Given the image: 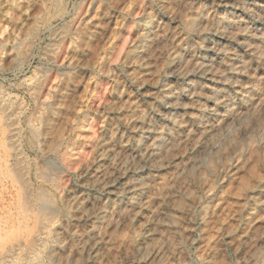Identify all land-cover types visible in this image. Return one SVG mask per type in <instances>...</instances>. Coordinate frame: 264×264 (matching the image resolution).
Wrapping results in <instances>:
<instances>
[{"label": "rangeland", "instance_id": "obj_1", "mask_svg": "<svg viewBox=\"0 0 264 264\" xmlns=\"http://www.w3.org/2000/svg\"><path fill=\"white\" fill-rule=\"evenodd\" d=\"M178 54L211 70L171 76ZM0 105L15 264H264V0H0Z\"/></svg>", "mask_w": 264, "mask_h": 264}, {"label": "bare ground", "instance_id": "obj_2", "mask_svg": "<svg viewBox=\"0 0 264 264\" xmlns=\"http://www.w3.org/2000/svg\"><path fill=\"white\" fill-rule=\"evenodd\" d=\"M16 1V0H15ZM262 1V0H261ZM231 6V5H230ZM231 8V7H230ZM253 8H254V6H253ZM235 9V8H234ZM237 11H238V9H237ZM241 11V10H240ZM247 12V11H246ZM244 13V12H243ZM224 21V20H223ZM154 23V22H153ZM209 32V31H208ZM141 35V34H140ZM146 37H149L148 36V33L147 32H145L144 33V38H146ZM223 38V37H222ZM226 38V37H225ZM207 39V38H206ZM224 39V38H223ZM150 40V39H149ZM207 43V42H206ZM204 46V45H203ZM210 47H213V48H215L216 46L215 45H213V44H211L210 45ZM209 49V48H208ZM215 49H219V50H221V48H219V47H216ZM211 50V49H210ZM132 52V51H131ZM134 53V52H133ZM136 53V52H135ZM105 56V55H104ZM134 56V55H133ZM137 56H138V59L140 60H142L143 58H145L146 56H147V52H146V50H144L143 49V46H142V44L140 45V49H138V54H137ZM159 59V58H158ZM173 59L177 62V64L178 65H174V64H172V70L170 71L172 74H171V76H180V75H187L189 72L191 73V71H195V72H197V73H199V74H205V73H208L211 69H210V66L212 65V63L209 61V60H202V61H199V62H197V61H186L184 64H181L182 62H181V60L180 59H182L181 58V56H180V58H179V54L178 55H175L174 57H173ZM228 65H230L231 67L232 66H234L235 64H236V59L234 58V57H232V55H229V57H228V63H227ZM194 75H196L195 73H193ZM168 75V74H167ZM189 76V75H188ZM201 76V75H200ZM183 77V76H182ZM178 78V77H177ZM186 78V77H185ZM204 78V77H203ZM179 79V78H178ZM213 80V79H212ZM132 81V80H131ZM130 82V81H129ZM195 82V81H194ZM143 84V83H142ZM153 84V83H152ZM132 85V84H131ZM136 86V85H135ZM144 86V85H143ZM158 86V85H157ZM137 87V86H136ZM186 88V90H187V92H188V94L189 95H194V94H196L197 92L193 89V86L191 85V84H187L186 86H185ZM139 88V87H138ZM44 94V93H43ZM101 94V93H100ZM185 94V93H184ZM153 98H157L159 101H163V102H166V103H168L169 105H170V107L173 109V108H176V107H178L179 105H180V102L178 101V100H176L175 98H173L170 94H169V89L167 88V87H164L163 85L161 86V88H160V93H157V92H154L153 94ZM216 95V94H215ZM50 96V95H49ZM185 96V95H184ZM196 96V95H195ZM150 97V96H149ZM100 98V97H99ZM204 98V97H203ZM151 99V98H150ZM161 104V103H160ZM7 106V105H6ZM13 111V110H12ZM0 113H7V110H6V108L5 107H3V106H1L0 105ZM207 113V112H206ZM8 114V113H7ZM11 114V113H10ZM1 115V114H0ZM9 115V114H8ZM243 115H244V112H241V111H237V112H235L234 113V116L237 118V119H242V117H243ZM11 116V115H10ZM149 116V115H148ZM210 116V115H209ZM5 117V116H4ZM6 117H7V115H6ZM140 119H141V124H139V125H132V127H131V129H133L134 130V132H137V131H145V132H148L149 133V131H150V129H151V125L150 124H144V122H145V114H141L140 116ZM207 117V116H206ZM30 119V118H29ZM167 119V118H166ZM165 119V120H166ZM5 120V119H4ZM169 121V120H168ZM194 121V120H193ZM16 122V121H15ZM12 123V122H11ZM170 123V122H169ZM224 127V130H225V132H228L229 131V126L228 125H226V126H223ZM4 128V127H3ZM214 130V131H216V137L215 138H210L209 139V141H208V143H207V147L209 148V149H215V147H216V145H217V143H219V142H221V140H222V136L221 135H218L219 134V131L222 129L220 126H216V127H214V125H211V130ZM3 131V130H2ZM11 131H13L14 132V130H12L11 129ZM3 133V132H2ZM19 133V132H18ZM138 134V133H137ZM6 135H8V134H6ZM18 135V134H17ZM140 136V135H139ZM145 136V135H144ZM202 137V136H201ZM7 138V137H6ZM11 138H12V136H11ZM15 139H17V138H15ZM8 140V139H7ZM11 140V139H10ZM136 143H139L140 141L138 140V137L136 138ZM8 142V141H7ZM4 143V142H3ZM1 144V143H0ZM166 146H168V144L166 145ZM10 147V150H13V149H11V148H13L11 145L9 146ZM3 149H5L6 150V148H3ZM18 149H20V148H18ZM1 150V149H0ZM8 150V149H7ZM151 151V150H150ZM4 152H7V151H4ZM154 153L152 152V155H153ZM160 154V151L159 152H155V154H154V157H156L157 155H159ZM137 155V152L135 151V150H133V149H129V151H128V153L127 152H123V153H120V155H117L116 156V159L118 160V162L119 163H121V164H125V163H127L128 162V159H129V157L130 156H133V157H135ZM7 156V155H6ZM13 156V155H12ZM19 156V155H18ZM8 157H10L9 155H8ZM8 157H6L7 159H8ZM178 157V156H177ZM177 159V158H176ZM2 161V160H1ZM25 161V160H24ZM133 161V160H132ZM11 162V161H10ZM31 162V161H30ZM16 163V162H15ZM3 164H4V162H3ZM18 164V163H17ZM13 166H14V164H12ZM27 165V164H26ZM30 166H31V164H30ZM188 166V164L187 163H177L176 164V177H180L182 174H183V172H184V169L186 168ZM3 167H4V165H3ZM12 166H10V168H11ZM28 167V166H27ZM36 168H38V167H36ZM5 169V168H4ZM4 169H2L3 171H6V170H4ZM9 170H11V169H9ZM16 171H18V170H15V172ZM29 171V170H28ZM37 171H39L38 169H37ZM129 171V170H128ZM7 172V171H6ZM13 173V174H16L17 175V173ZM127 172V171H126ZM24 173V172H23ZM23 173H21V175H17L18 177L20 176L21 177V180H23L24 181V179H23V177H24V174ZM44 174V173H43ZM127 174V173H126ZM125 174V175H126ZM8 175V174H7ZM42 175V174H41ZM108 176H107V181H108V183H116V182H119V181H121L122 179H123V174H117L116 175V173L115 172H113V171H109V173L107 174ZM6 176V175H5ZM36 177H38V175H35ZM40 176V175H39ZM45 176V175H44ZM47 176V175H46ZM10 177V176H9ZM14 177V175L12 176V178ZM17 177V178H18ZM19 177V178H20ZM28 177V176H27ZM15 178V177H14ZM13 178V179H14ZM17 178H15V180L17 179ZM48 178V177H47ZM9 180H10V178H9ZM44 180V179H43ZM46 180H48V179H46ZM4 181V180H3ZM45 181V180H44ZM9 182H11V181H9ZM7 184V183H6ZM22 184V183H21ZM21 184H19V185H21ZM110 185V184H109ZM9 186V185H8ZM114 186V185H113ZM22 187V185L19 187V189L20 190H22V189H25L24 187L23 188H21ZM27 187V186H26ZM16 188H18V187H16ZM125 188H129L131 191H133V192H135V191H141L142 190V184L140 185V183H138V182H136V183H133V184H131V183H128V182H126L125 183ZM185 189V188H184ZM15 190V189H14ZM14 190H13V192H14ZM39 190V189H38ZM6 191V190H5ZM18 191V190H17ZM28 191H29V189H28ZM40 191V190H39ZM42 191V190H41ZM27 194V192H24L22 195H24V194ZM43 193H44V189H43ZM42 193V194H43ZM124 193V192H123ZM138 193V192H137ZM142 193V192H141ZM120 194V193H119ZM9 195V194H8ZM13 195H15V194H13ZM28 195V194H27ZM41 195V194H40ZM6 196V195H5ZM10 196V195H9ZM43 196V195H42ZM11 197V196H10ZM44 197V196H43ZM24 198V197H23ZM22 198V199H23ZM21 199V198H20ZM27 199V198H26ZM26 199H24V200H26ZM23 201V200H22ZM107 201V200H106ZM2 202V201H1ZM14 202V201H13ZM23 203H26V202H23ZM177 203V202H176ZM11 204V203H10ZM19 207V206H18ZM29 208V207H28ZM43 208V207H42ZM172 208V207H171ZM5 209V208H4ZM41 209V208H40ZM6 210V209H5ZM22 210V209H21ZM41 211V210H40ZM40 214V213H39ZM101 215V214H100ZM8 217V216H7ZM7 221H8V218H4V221H1L0 222V238H1V232H2V229L3 228H5L3 225H5L6 223H7ZM149 229V228H148ZM145 230V229H144ZM167 232V231H166ZM259 237H260V239H264V230L260 233V235H259ZM18 241V240H17ZM263 241V240H262ZM21 242V241H20ZM3 245H5L4 243H3ZM30 245V244H29ZM149 247V246H148ZM1 248V247H0ZM1 251H0V264H15V262L20 258V244H14V245H12V246H8V247H5L4 248V246H3V249H0ZM88 250V249H87ZM135 250V249H134ZM89 251V250H88ZM137 251V250H136ZM150 250H148V252H149ZM32 252V249H29L28 250V254H30ZM142 256V255H141ZM28 257H29V255L28 256H24V260L25 261H28ZM20 259H22V258H20ZM129 259V258H128ZM143 259V258H142ZM21 262H22V260H21ZM19 264V263H18Z\"/></svg>", "mask_w": 264, "mask_h": 264}]
</instances>
